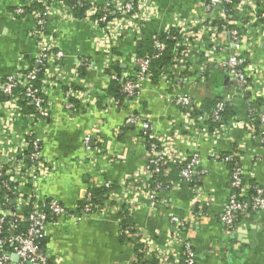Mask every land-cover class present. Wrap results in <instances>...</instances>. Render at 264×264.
Here are the masks:
<instances>
[{"label":"crops","instance_id":"obj_1","mask_svg":"<svg viewBox=\"0 0 264 264\" xmlns=\"http://www.w3.org/2000/svg\"><path fill=\"white\" fill-rule=\"evenodd\" d=\"M27 1L0 0L1 78L21 75L24 63L34 62L38 55L33 37L35 19L29 9H24L23 14L12 15L15 9L26 8ZM87 1L98 7L103 5L102 0ZM149 1L156 7L157 15L135 33L139 38L161 36L168 29L175 34V24L183 17L198 20L190 30V36L198 41V46L189 55V67L184 73L176 71L170 75V62L166 67L169 77L141 83L136 101L103 110L100 98L81 110L74 99L66 97L63 85L68 84L74 90L94 89L97 91L95 95L100 96L109 82L103 72L106 53L95 44L96 28L91 23L67 20L56 10L46 18L45 30L47 34L57 36L62 58L58 65L49 67L48 74L38 82L51 104V115L33 129L28 120L30 112L18 102L21 113L14 128L19 134L32 129L41 139L44 157L60 164L57 172L40 180L39 191L69 208L86 192L91 193L100 181L105 179L117 186L122 180H132L145 165L147 137L127 121L132 112L146 116L151 135L159 137L171 130L177 133L178 152L198 154L203 175L197 183H177L170 193L159 190L156 199L163 206L138 198L139 206L125 221L113 213L107 216L92 214L81 221L59 218L56 224L48 226L44 245L60 264H133L137 247L120 236V227L128 223L144 230L152 243L159 247L172 234H178V238L190 242L195 264H264V212L239 218L231 230L220 222L222 208L231 193V166L216 158L218 155L234 157L248 191L264 189V142L261 139L264 124L258 116L264 111V99L248 102L222 67L221 63L229 52L219 50L218 45L227 42V35L220 28L214 34L213 28L214 19L221 16L200 12V0ZM255 5L259 19H245L248 26L240 28L239 51L248 57L250 66L264 80V0H255ZM231 17L232 28L233 22L244 18L239 15ZM135 34L123 33L112 47L119 58L116 64L120 65L124 77L130 79L135 76L138 59ZM206 62L211 72L203 82L200 72ZM167 94H188L194 108H210L209 112L190 115L206 118L212 114L213 101H223L234 111L224 124L234 122L236 126H227V133L217 139L196 134V147H192L188 144V133L202 125L187 120L179 106L165 101L164 95ZM96 129L99 135L95 136ZM86 136H90V152L84 144ZM95 147L101 151L94 152ZM89 156L97 167L104 170L101 174L85 167ZM170 179L178 180L177 173L173 172ZM196 185L199 192L194 191ZM197 210L203 215L192 219ZM171 214L183 221L184 226L176 229L169 221ZM173 252L179 261L180 248L173 247ZM10 260L11 264L17 263L14 255ZM148 262L155 264L152 259Z\"/></svg>","mask_w":264,"mask_h":264},{"label":"built area","instance_id":"obj_2","mask_svg":"<svg viewBox=\"0 0 264 264\" xmlns=\"http://www.w3.org/2000/svg\"><path fill=\"white\" fill-rule=\"evenodd\" d=\"M73 1L85 7L80 16L75 15V6L67 4L66 0H28L26 8H17L12 12V15L17 16L23 14L24 9H29L31 16L35 19L33 37L36 39L39 52L34 62L24 63L21 75L0 77V96L5 97L0 99V264H11V255L17 258L16 264H60L58 258L53 256L44 245L48 226L56 224L59 218L81 221L88 215L107 216L113 213L124 220L126 216H131L133 210L139 206L138 198H146L152 205L163 206L162 202L156 199L159 190L165 189L170 193L177 183H189L193 179L197 183L203 175L198 154L187 155L178 152L177 133L171 130V133L159 137L151 135L148 133L146 116L132 112L127 121L135 125L147 137L146 163L134 174L132 180H122L115 187L111 182L102 180L96 187L108 191L106 200L94 203L93 195L86 192L79 202L70 208L54 198L41 194L40 180L57 172L61 166L55 160L44 157L41 139L34 134L32 129L26 134H19L14 124L20 117L18 102L21 100H26L33 107V112L28 115L33 129L38 124L42 125L51 115V104L42 88L36 86V82L38 73L42 76L46 75L49 67L58 65L62 53L58 50L57 36L54 33H46V18L58 10L60 15L67 20L91 23L96 28L95 44L106 53L103 72L110 81L117 80L116 74L113 71L110 72L112 65L119 61L118 56L112 51L116 41L123 33L135 34L157 15L156 7L149 0H102L101 7L94 2L88 3L87 0ZM231 4L232 0H200L199 9L203 14L212 13V15L221 16V18L214 19L216 22L213 26L214 34L220 28L227 35V42L218 45L219 50L229 52L221 65L233 78L236 88L248 102L260 101L264 99V80L250 66L248 57L239 51V38L242 32L240 28L244 29L248 26L245 19L248 17L250 20L259 19L255 0H238V4L233 8H230ZM232 15L244 16L240 22H233V28L230 27ZM196 22H198L196 17H183L175 24V34L168 29L161 35L165 40H170L174 44L170 75L176 71L184 73L189 67L188 57L198 46V41L190 36L192 24ZM255 37L256 35L253 36ZM134 39L136 42L140 39L138 34L134 35ZM152 47L153 51L150 54L136 60L134 78L121 83V90L125 94V99L121 104L127 105L136 101L141 83L151 79V62L160 56L166 45L163 40L154 39ZM166 70L167 68L162 70L158 79L169 77V72ZM210 72V65L206 62L201 68L200 80L206 81ZM63 86L66 88V97L74 99L81 110L87 109L91 102L100 100V98L103 110L119 104V101L104 94L107 85L100 92V96L95 95L97 91L94 89L74 90L68 84ZM16 90L18 93H15ZM164 100L179 106L187 120L202 125L191 129L188 133V144L192 147H196V134H204L209 139H217L227 133V126H236L234 122H230L229 125L221 124L220 114L226 105L223 101L215 104L210 116L211 123L220 125L210 130L206 124V117L190 115L193 105L188 94H167L164 95ZM258 116L264 124V111ZM95 131L94 135H99V130ZM261 139L264 142V132L261 133ZM89 142L90 136H86L84 144L88 151ZM98 151L101 149L95 147L94 152ZM89 157L90 159L85 162V167L89 171L95 170L101 174L104 170L100 166L97 167L95 160ZM216 158L222 163H231V193L220 215L221 224L227 230H231L239 218L264 212V189L253 188L254 193L249 195L248 188L241 177L238 161L229 156L220 157L218 155ZM171 165L181 166L179 181L169 179L164 188H161L159 184L149 182L151 178L158 175L167 177ZM194 191L199 192L197 185ZM202 215L201 210H197L192 214V219ZM169 221L176 229L184 226V222L172 214L169 215ZM120 236L124 241L137 247L133 264H144L149 259L154 260L155 264H195L190 242L178 238L176 233L167 238L162 247L152 243L148 234L133 224L123 223ZM173 247L180 248L181 261H178Z\"/></svg>","mask_w":264,"mask_h":264},{"label":"trees","instance_id":"obj_3","mask_svg":"<svg viewBox=\"0 0 264 264\" xmlns=\"http://www.w3.org/2000/svg\"><path fill=\"white\" fill-rule=\"evenodd\" d=\"M66 3L69 5L75 6L74 11H75V15H77V16H80L81 13L85 10V7L77 5L76 2L73 0H66ZM237 4H238V0H232V4H231L230 8L235 7ZM154 39L163 40L165 42L166 47L163 50V52H161L160 56L151 62L150 70H151V80L152 81L157 80L160 77L162 70L163 69L165 70L166 67L168 66V64H170L172 56H173V50H174V44L170 40H165L163 36H156V37L153 36V37L148 38V39L141 37L136 42V44H137L136 45L137 46V58H141L144 55L150 54L153 51L152 42L154 41ZM111 71H113L116 74L117 80H110L108 82L107 87L104 90L105 91L104 94L106 96L113 97V99L116 101H119L118 105H120L122 103V101L125 99V94L121 90V83L129 80L130 78L124 77L123 72L120 68V65H118L116 63L113 64L112 67L110 68V72ZM41 78H42V74L38 73V81L36 82V86H38V82ZM15 93H18V90H16ZM2 98H5V97L0 96V99H2ZM217 102H219V101H216V100L213 101V104H212L213 109H214V106ZM19 104H20V106L25 105L26 110L28 112H30V113L33 112V107L26 100H21V102H19ZM213 109H212V112H213ZM209 110H210V108L209 109H207V108L202 109L201 108V110H198V108H196V107L194 108L192 106L193 115L194 114L198 115L202 111L209 112ZM212 112H210V113H212ZM233 114H234V111L232 109H230L229 106H227V104H226L223 111L220 114L221 118H222L221 124L226 123L227 120L229 119V116H231ZM206 120H207L206 124L210 130H212L215 127L220 125L219 123L218 124L211 123L209 116L207 117ZM227 164H230V166H231L230 162ZM180 168H181L180 165H171L170 166V172H169L167 177H162L161 175H158L156 177L151 178L149 180V182H152V184H154V183L159 184V185H161V188H163L166 186V183H167L166 181L170 179L171 174L173 172L177 173V178L179 179ZM230 170H231V168H230ZM193 181H194V179L191 180V182H189V183H192ZM112 186L115 187V184L112 183ZM107 193H108V191L104 190L103 188H100V187L94 188L93 191L91 192V194L93 195V199H92L93 202L94 203H101L102 201L106 200L107 199V197H106ZM253 193H254L253 190L249 191V195H252ZM127 218H129V217H127ZM120 229H121V227H120ZM181 258H180V261L182 260ZM148 261L144 262V264H149Z\"/></svg>","mask_w":264,"mask_h":264}]
</instances>
